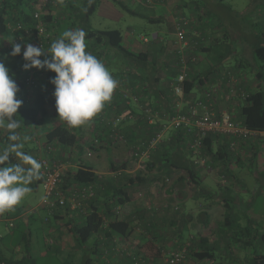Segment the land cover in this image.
Listing matches in <instances>:
<instances>
[{
  "label": "crops",
  "instance_id": "0c3cea01",
  "mask_svg": "<svg viewBox=\"0 0 264 264\" xmlns=\"http://www.w3.org/2000/svg\"><path fill=\"white\" fill-rule=\"evenodd\" d=\"M48 1H50V3L42 8L45 14L50 15L48 24L50 31L55 35L54 40L59 38L57 31L59 29L75 30L76 26L72 24L71 21L73 19L77 21L79 16L83 19H81L82 21L80 24L83 29L84 20H87L89 16V14L86 13L84 0H63V4L59 3L58 0ZM226 1L227 0H199L190 3L181 0H127L128 3L125 1V6H127V4H132L133 6V11L130 12L132 16L144 18L147 23L152 24L154 27V22H159L163 20L164 17L166 18L165 20H167L165 22L168 24L171 34V39L169 40L165 37L167 35V30L164 28L153 31L152 33L158 34V39L146 43L140 39L142 34L138 37L139 41L135 39L132 25L127 27L124 32L118 28H114L122 32L123 44L127 49L133 52H149L150 64L153 65L154 63L156 68L160 67V70L158 69L159 73L157 69L153 71V69L149 67L142 78L138 76L140 74L142 75V72L136 69H130L120 54H117L114 50H105L101 46L99 47V53L92 54L105 64L111 74L114 73L115 75L124 76V78L132 82L140 92H142L144 88H147L148 84L153 85L152 81L156 75H160L161 82L164 84L171 74L167 64L171 62V55L168 53L172 51L173 47L172 41L173 38H175L176 19L180 16H185L190 21L187 28V36L190 41L200 40L195 49L197 54V72L201 73L203 79H206L204 88L196 85L191 93L192 100H202L204 103L203 106H205L208 111L216 114L226 111L236 117L239 114L242 101L236 96H228V88L230 86L229 78H237L238 84L240 83L241 87L248 91L249 89L254 90L261 86L262 81L259 78V74L262 73L254 69V74L249 75L248 72L244 71L243 61L235 56L234 64H230L229 59L231 55L235 54L233 49H235L236 45L242 47V52L246 57L253 59L254 45L261 41L264 42V27L259 26V28L256 29L257 40L255 43H250V45L248 43L242 44L239 38L241 36L239 34V29L231 20L232 16L240 13L237 0L233 2L235 7L232 4H227ZM1 2L2 0H0V8ZM12 2L18 4L19 0H12ZM209 15H212L214 19L211 20L208 17ZM65 18H67L66 28H61V26L65 25L63 23ZM249 18V21L256 20L257 26L258 22H262L264 26V7H262L259 14L258 12L251 13ZM146 27L147 24L145 28ZM80 28L77 27V29ZM9 34V37H0V54L6 50V44L13 37L10 32ZM24 41L35 45L30 39ZM85 42L87 45L86 50L91 52V40L85 39ZM227 48L230 49L231 54H228V56L223 59L220 58L223 51ZM22 52L23 45L20 55H22ZM5 55L4 62L11 61L15 57L11 56L10 53H6ZM125 64L127 65L126 67ZM113 66H115V68ZM154 91L155 89L152 90V92ZM209 91L212 93L210 98L203 96V93L205 94ZM31 94H33L32 89L27 91L25 98L29 99L27 96H31ZM158 96L159 95L155 93V98ZM203 110V107H197L198 112L202 113ZM99 113H105V115L109 117L115 115V112L105 107V105ZM95 116L97 117L98 115L96 114ZM163 123L164 120H157L152 126V129L156 130L161 128ZM100 126L101 125L95 124L94 119L92 122L88 121L84 125H81L83 148L89 146V141L96 133V129L102 130ZM133 129L135 132H139L137 136H135L136 140H141V138L144 140L145 137L148 136L147 132H150L137 129L134 127V123L131 120H127L122 127V131H127L129 136H132ZM7 132L8 130L6 128L0 127V136ZM169 132L170 131H164L162 133L161 141L172 138ZM217 141L218 139H213L214 147L217 146ZM258 141H252L249 145H243L242 148L239 149L241 152L239 160L237 158L238 155L229 158L227 160L229 162V164L227 163V171L223 162H218L216 167H211L209 165L200 167L199 174L204 196L215 191H217L215 194L218 192L221 194L225 193L224 190L227 186L228 190L225 194L226 201L224 198L219 200L218 197L208 199L207 196H205L207 198L200 197L195 199L194 193L196 192L193 190V185L190 182L191 190L189 191L186 189V183L189 181L188 177L183 187L178 183L179 176L183 174L182 171L173 172L171 176L165 180L160 170L162 168V163L159 158H152V153H150L148 159L141 162H137L131 156L124 157L120 154V148L126 145L124 143L113 144L111 140L105 141L104 144L95 151L94 157L92 158L85 157L84 150L83 152H79L72 149L68 151L63 149V157H65L66 154L68 156L67 160L71 162L67 168L76 166V164L82 162V164L90 165L101 179H114L113 175L115 171L113 172L112 170V164L115 163L117 166H125L124 168L127 173L134 174L138 171H142L145 173V178L147 179L141 186L136 185L127 188L130 199L126 201L121 208L125 216L131 221V230L125 237H115V242L109 244V247L116 248V250L113 251L112 248H110L109 253L105 255L103 249L96 251L94 249L96 247L92 245L87 246V251L95 255V264H133L130 261L131 256H136L140 264H160L157 260L159 259L160 252H165V247L182 248L184 245L189 246L199 237L209 238V244H213L218 240L219 242L217 245L220 252H226L228 254V245L234 243V240L231 239V227H251L258 229V231H264V202L260 199V196L264 195V143ZM158 148L159 146H157V149ZM154 162L155 165L152 167L153 169H148V164ZM245 165L248 166V171L254 176L255 181L253 183H246L241 177L240 171ZM219 170L227 176L226 183L220 182V177L218 176ZM118 171H123L122 167ZM172 184L174 187L171 191L170 186ZM140 192L141 195L139 194ZM228 192L231 193L229 194ZM229 195L231 197H229ZM230 198L233 201H231ZM261 204H263V208ZM36 210L37 209L34 208L33 212H36ZM21 211L22 209L19 210V207L15 206V208L8 213V216L15 221L14 227H16L18 223L15 218L17 216L23 217V213L20 214ZM204 212H206L209 217L203 215ZM45 213L46 209L38 210L37 214H35V219H28L27 217L29 215H26L27 217L23 220L24 222H22V224L25 225L26 232L27 229H30V231H28L30 234V241L32 235L40 233L43 234V241L46 237L51 241L52 245L45 247L44 251H42V247L39 246L38 252L47 253L48 249L55 251V253L60 252L69 255L78 252L79 246L73 247L74 250L73 248H69L70 250H68L64 236L71 235L66 232L65 226L62 224L63 222L61 220L55 221L51 219L45 223L43 221ZM73 214L75 215V221L78 222L80 217L74 212ZM67 219L68 218H66V220ZM63 221H65V219ZM33 227L34 231L32 232ZM184 229L188 231V236L182 232ZM253 231H255V229H253ZM221 233L223 237L220 238L219 236ZM252 242L255 244V242L259 243L260 241L258 238H254ZM164 244H166V246ZM235 244L238 246L237 249L241 251L242 259H245L253 252L264 254V246L262 247L260 244L257 247L259 252L255 250L253 247L254 245L252 247H244L239 242ZM32 248L33 247H30V251ZM216 249L217 248H215V250ZM196 250H198V248ZM230 251L232 253L233 250L230 248ZM188 254L189 250L184 264H213L207 259L200 263L196 261L194 257H189ZM22 255L23 253L20 255L16 254L14 258L19 259ZM31 255L33 256L35 254L31 252ZM141 259H145L146 261L142 262Z\"/></svg>",
  "mask_w": 264,
  "mask_h": 264
},
{
  "label": "trees",
  "instance_id": "16d2710c",
  "mask_svg": "<svg viewBox=\"0 0 264 264\" xmlns=\"http://www.w3.org/2000/svg\"><path fill=\"white\" fill-rule=\"evenodd\" d=\"M84 2L86 13L89 14L92 10H94L99 0H84ZM49 3L50 1L44 3V0H19L17 4L15 2H12V0H2L0 8V37H9L10 34L7 28L8 22L33 24L35 22L33 13L36 10L42 12V18L44 19V22H46L47 29L50 31L48 24L50 21V15L45 14V11L42 8ZM83 29L87 33L85 39L91 40L92 42L91 53H99L98 51L100 46L105 50H114L117 54H120L124 58L130 69H136L142 72V75L140 73V75H138L140 77L144 75L145 71L148 70L149 67L153 69V71H156V69L157 71L158 69L160 70V67L156 68L153 62V65L150 64L151 60L149 59V52H133L127 49L123 44V35L120 30L94 29L87 23L83 24ZM6 53L7 50L2 53L3 55H0L4 56ZM229 53H231L230 49H225L220 58L223 59L224 57L228 56ZM253 55L255 59L261 62L260 67L264 68V42L261 41L260 43L254 45ZM170 58L171 62H169L167 65L171 71L170 75H172V72H174L173 64L175 60L173 61L172 55ZM4 63L10 70L12 78L18 85L19 91L17 93V98L22 100V104L18 108L17 114L14 117L15 119L21 121V126L15 130V133L19 137H21L20 142H26L23 141L22 137L24 136H28L30 140L36 141L35 138L37 136V131L42 128L44 129L41 133L43 139H40L37 136L39 150L42 152L40 156L45 155L43 149L47 144L51 143H54L60 147V150L56 155L58 158L62 157L64 161L68 158H66V156L63 157V149L67 151L72 149L75 151L83 152L84 148L82 147V127H69L65 121L61 120L58 117V114L56 112L55 98L53 96L54 85L50 83V78L54 77L55 73L50 71L46 79V89L44 88L43 91L36 92L31 87H28L26 85L25 78L27 77L30 69L25 70L22 67L23 64L26 63L22 55H16L13 60L6 61ZM261 73L262 74H259V78L262 81L261 86L254 90L249 89L248 91L243 88L247 94L244 99L235 94L233 95L234 97L236 96L237 98H240L242 101L239 114L235 118L240 121L241 125L255 131H264V74L263 71ZM205 80L206 79L202 78L201 73H198L197 71L194 75H192V77L186 78L183 82L185 99L188 100L189 98H191V93L195 89L196 85L198 87L204 88V84L206 83ZM126 82L127 84L135 87L132 82ZM152 82L155 86L148 84L147 88H144L142 92L138 91L135 87V89L142 96L141 101L156 110H169L170 106L172 105V100L170 97V86L168 83L169 81L166 80V82L163 84L161 82L160 75H156ZM239 85L240 83L238 84V86ZM30 89H32L33 94H31V99H26V93ZM153 89H155L154 92H152ZM155 93L159 95L157 98H155ZM203 96L206 97V94L203 93ZM107 108L114 111L115 115H118L124 110L123 106H118L115 109H112L110 107ZM133 112L138 117H140L133 122L134 127L139 130L143 129L145 131H150L147 132L148 136L145 137V140H149L151 135L153 134L152 126H147L145 124V121L141 119V110L136 108V110H133ZM103 114L104 115L97 117L95 116L91 120H89L92 122V120L94 119L96 125H101L100 127L103 131L101 129H96L95 134H105L108 132V119L106 120L103 118L111 117L106 116L105 113ZM125 132L121 131L122 135L130 141L136 140L135 136H137V134L139 133L135 132V130L133 129V133L131 134L132 136H129L128 132ZM9 135L10 133L8 131L4 135L0 136V150L6 148L10 143H13L9 140ZM170 135L172 137L171 139L162 140L158 144L159 148L157 149L156 147V150L151 151L152 158H159L162 163V168L160 170L162 171L165 180H167L173 172L182 171L183 174L179 176L178 183H180V185L183 187L188 177L189 182L193 185V190L196 192L194 193L195 199H198L200 197H208V199L218 197L219 200L223 198L225 200V194L228 190L227 186L224 190L225 193L221 194L220 192H218L217 194H215V192H217L215 191L213 193L210 192L209 194L205 195L207 197L204 196L201 177L199 174L201 166H196V164L194 163L193 157L195 154L193 153V150H191L189 146L190 144L188 143V141H192V138L188 136L186 130H176L175 132L170 133ZM213 139H218V144L216 147H214L213 145ZM260 143H264V140H260ZM239 149L237 151L232 150L230 148L228 137L218 134L206 136L202 140L199 153L206 159V164L203 166L209 165L211 167H216L218 162H223V165L227 171V167L229 164L227 160L237 155V158L239 160L241 156V152L239 151ZM39 157L37 158L38 161ZM68 162L71 163L69 160ZM9 163H18V157H16L14 153L10 154ZM154 165L155 162L152 164H148V169H153L152 167ZM112 167L113 172L115 171L113 175L114 179H101L90 165L82 164V162H80V164H76V166H71L63 170L61 172V182L58 186L59 191L68 196L70 194L68 193V191L72 192L75 189H79L80 187L88 186L93 189V195L86 200L82 208H71V204L68 200H65L62 205L57 203V207L55 208L56 211H54L53 213H49L48 209L44 208L46 209V213L43 217V221L45 223L51 219L55 221L61 220L63 222L62 224L67 230L66 232H68V234L73 237V240L75 241L77 246L82 248L86 244L90 243L89 245L96 247L94 248L96 251L99 249H103L105 251V255L109 253L110 248H112L113 251L116 250V248L109 247V244L115 242V237H125L130 233L131 230V221L127 218V216H125V213L121 208L123 207L125 202L130 199L127 188H131L136 185L141 186V184L147 181V179L145 178V173L142 171L131 174L125 171V166L123 165L117 166L115 165V163H113ZM121 167L123 171H118L119 169H121ZM218 174L220 180L222 181L223 178V182L226 183L227 176L223 174L221 170L218 171ZM41 183L42 175L40 174V178L33 180L30 184V187L32 190H34L35 187ZM173 187L174 186L172 184L170 186L171 191L173 190ZM228 193L230 194L231 192ZM139 194H141V192ZM229 197L231 196L229 195ZM231 201L233 200L231 199ZM73 212L77 214L78 217H80V220L78 222L75 221V215L73 214ZM35 214H37V211L31 213L27 218L35 219ZM203 215L209 217L206 212H204ZM66 218L68 219L66 220ZM22 219L25 220V216L22 217ZM64 219L65 221H63ZM253 229H255V231H253ZM230 230L232 232L231 239L234 240V243L239 242L244 247H252L254 245L253 247L255 248V250H257V252H259L257 248L259 244L262 247L264 246L263 230L258 231V229L256 228L240 226L231 227ZM28 231H30V229H27V232L25 234V251L19 259H15L14 256H7L0 245V264H32L31 261L33 256L31 255L30 251V234ZM219 237H223V234L221 233ZM254 238H258L260 242H255V244H253L252 241L254 240ZM218 242L219 241L216 240V242H214L213 244H209V238L199 237L196 238L193 241V244L189 246L184 245L182 248H169L170 246L167 248L165 247V252H160V256L157 261H159L160 264H170L169 262H167L170 252L181 251V249L185 248V250L183 251L184 258L178 264L185 263L188 250V256L194 257V259H196V261H199L200 263L201 261L206 259L209 262H212V260H214L213 253ZM50 245H52V243ZM164 245L166 246V244ZM197 248L198 250H196ZM47 251H49V249ZM93 261L94 259L87 257L84 261V264H92ZM130 261L133 264H140L136 256H131ZM141 261L145 262L146 260L141 259ZM243 264H264V254L253 252L251 253V255L243 259Z\"/></svg>",
  "mask_w": 264,
  "mask_h": 264
},
{
  "label": "built area",
  "instance_id": "2783aa9c",
  "mask_svg": "<svg viewBox=\"0 0 264 264\" xmlns=\"http://www.w3.org/2000/svg\"><path fill=\"white\" fill-rule=\"evenodd\" d=\"M47 1L48 0H44V3ZM33 18L35 20L33 24L21 22L7 23V28L13 35L6 44L7 53H11L14 43H22V41L28 39H30L35 46L44 48L45 51L49 49L55 35L47 29L46 22H44L42 18V12L38 10L34 11ZM189 22V19L185 16H180L176 19L175 38L172 41L173 47L172 51L168 53L172 55L173 61L175 60L173 64L174 72H172V75H170L168 79L170 97L172 100L170 109L156 110L148 104L143 103L140 93L134 86L127 84V80L124 76L118 74L114 75L113 77L118 81V86L112 94L111 101L105 103V107L115 109L118 106H123L124 110L111 118H103L106 120L108 119V132L105 134L97 133L92 136V139L89 141V146L84 147L85 157H91L105 141L111 140L113 144L124 143L128 145L131 157L137 162H141L148 159L151 151L158 146L164 131L186 130L188 136L192 138V141H188V143L195 154L193 157L194 163L196 166H203L206 164V159L200 155L199 149L202 140L208 135L221 134L227 136L230 142V148L234 151H237L243 145H249L252 141L264 140V131L248 129L241 125L240 121L232 117L228 112L223 111L216 114L208 111L206 107L203 106L204 103L202 100L196 101L192 100V98L188 100L185 99L183 82L186 78L192 77L197 71V54L195 49L200 41H190L187 36ZM140 39L144 43L155 41L158 39V34L152 33L150 39L141 35ZM44 58L45 56L40 57V59ZM48 73H50V70L37 69L35 67L30 68L25 78L26 85L36 92L43 91L44 88L46 89ZM229 80L230 88L228 90V96H233L235 94L244 99L247 94L241 86H238L237 78L230 77ZM205 94L206 98H210L212 95L211 91ZM30 97L29 95L27 96V98L31 99ZM132 106L141 110V119L145 121L147 126H153L157 120H164L159 130H153V134L149 140H142L141 138V140L130 141L122 135V127L127 120L134 122L137 118H140L133 112ZM199 106L204 109L202 113L197 111V107ZM97 115L101 116L104 114L98 113ZM37 136L35 140L38 143ZM43 150L45 155L39 157V162L42 165L40 169V174L42 175L41 184L48 199L45 208L48 209L49 213H53L56 211L55 208L57 207V203L62 205L65 200L70 202L71 208H82L86 200L93 195V189L84 186L72 192L68 191V193H70L68 196L66 194L64 195L59 191L58 186L61 182V172L69 166V162L67 159L64 161L62 157H57L56 154L60 150V147L54 143L47 144ZM5 213L0 215V219L7 220L8 225L13 227L15 223L14 219L5 215ZM184 250L185 248L181 249V251L170 252L167 262L170 264H178L181 262L184 258Z\"/></svg>",
  "mask_w": 264,
  "mask_h": 264
},
{
  "label": "clouds",
  "instance_id": "9594fccd",
  "mask_svg": "<svg viewBox=\"0 0 264 264\" xmlns=\"http://www.w3.org/2000/svg\"><path fill=\"white\" fill-rule=\"evenodd\" d=\"M63 4V0H58ZM84 29H68L54 40L47 51L26 41L14 43L11 56L21 54L26 61L23 68L32 67L50 70L55 76L50 78L54 85L53 96L58 117L69 127H79L91 120L110 102L118 86L105 64L87 51ZM45 56L44 59H40ZM0 56V127L6 128L10 143L0 150V215L11 211L31 192L29 185L40 178L41 163L23 151L15 130L21 121L15 119L22 100L17 98L18 85ZM28 136L23 137L27 141ZM15 154L19 162L9 163L10 154ZM27 166V167H25Z\"/></svg>",
  "mask_w": 264,
  "mask_h": 264
},
{
  "label": "rangeland",
  "instance_id": "374dc122",
  "mask_svg": "<svg viewBox=\"0 0 264 264\" xmlns=\"http://www.w3.org/2000/svg\"><path fill=\"white\" fill-rule=\"evenodd\" d=\"M125 1L126 3L127 0H99L97 5L95 6L94 10H92L89 13L88 19L84 20L85 24L87 23L89 26H92L97 29H114L118 28L122 32H124L127 27L130 25L133 26L134 28V37L139 41V35H144L148 37L149 39L152 36V32L155 30H160V28H164L167 30V35L165 36L166 39H171V34L169 32V27L168 24L165 22L166 18L164 17L163 20L159 22H154L155 27L147 23V21L144 18L132 16L130 12L133 11V6L132 4H127L125 6ZM185 1L187 3H190L192 1H199V0H181ZM205 1V0H203ZM235 0H227L226 3L228 4H233ZM237 5H238V13L234 16H232L231 20L234 22V25L238 27L239 29V34L241 35L240 41L242 44L248 43H255L257 40V35H256V29L259 28V26H262V22H258V26L256 25L257 21L256 20H250L249 21V16L253 12H259L261 11L262 7H264V0H237ZM235 7V5H234ZM211 20H213V16L209 15L208 16ZM252 18V17H251ZM65 18L63 20V23L65 24L64 26H61V28H66V20ZM73 19L71 21L72 24L77 27H81V16L79 18ZM262 21V20H261ZM147 24V27L145 28ZM74 26V27H75ZM82 28V27H81ZM80 28V29H81ZM162 30V29H161ZM58 34H60L65 31L64 29H59L57 30ZM160 34V33H159ZM174 39V38H173ZM235 54L231 55L230 57V64H234L236 57L243 61L244 64V71L248 72L249 75L254 74V69L256 71H263L264 74V68H261V62L255 58L250 59L246 57L243 52H242V47L240 45H236L235 49H233ZM231 54V53H229ZM236 56V57H235ZM127 65L125 64V67ZM115 68V66H113ZM133 110H136L135 106H132ZM44 129L40 128L38 131V137L40 139H43L41 133L43 132ZM175 132L174 130H171L169 132L173 133ZM23 138V137H22ZM120 154L124 157H130V150L129 146L125 145L120 148ZM23 151L26 152L29 155L34 156L36 159L41 155V151L39 150V144L36 141H32L28 139L26 142H24V148ZM97 151V150H96ZM95 152L91 157L87 158H92L94 157ZM65 156L68 158V156L65 154ZM19 162V159H18ZM70 165V164H69ZM248 166L245 165L243 166V169L240 171L241 172V177L245 180L246 183H253L255 181L254 176L251 174V172L248 171ZM220 180V179H219ZM220 182H222L220 180ZM223 183V182H222ZM187 190H191V184L189 181H187ZM30 187V185H29ZM31 188V187H30ZM141 195V194H140ZM260 199L263 201V195L260 196ZM47 197L45 195L44 189L41 184L37 185L34 190L31 189V192L27 194V196L22 200L20 204L17 205L19 207V210L22 209L21 213H23V217H27L26 215H30L34 208L38 210H42V208H45V204L47 202ZM202 202V201H201ZM43 203V206H42ZM261 207L263 208V204H261ZM261 209L260 207H258ZM258 210V209H257ZM10 212V211H9ZM5 215L8 216V211L5 213ZM16 221L19 222L17 223L16 227H10L8 225V222L4 219H0V245L3 248L5 254L7 256H15L16 254H21L24 253V248H25V234H26V229L22 223L23 219L21 216H17ZM15 222V221H14ZM218 224V223H217ZM34 231V227L32 228V232ZM182 232L188 236V231L186 229L182 230ZM64 239H66V244L69 248L76 247L77 244L73 240V238L69 235L64 236ZM54 241V240H53ZM31 252L34 253L32 257V264H84V261L87 257H90L92 259H95V255L87 251V246L90 244H86L82 248H79L78 252H74L73 255L69 254H62L58 253L55 251H46L47 253H40L38 252V247H42V251L45 250V247L50 246V241L46 237L44 238L43 241V234H35L32 235L31 237ZM35 245V246H34ZM44 248V249H43ZM216 250L214 251V260H212L213 264H243V259L241 257V251H239L237 248L238 246L235 243H231L228 245V254L226 252L221 253L220 249H218V245L216 244ZM230 248L232 251H230ZM74 250V248H73ZM226 253V254H225ZM92 264H95V260L92 262Z\"/></svg>",
  "mask_w": 264,
  "mask_h": 264
}]
</instances>
